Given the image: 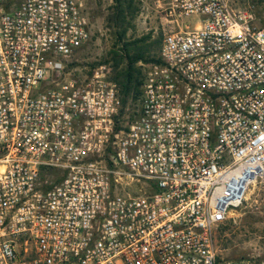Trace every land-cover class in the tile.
<instances>
[{"label":"built area","instance_id":"built-area-1","mask_svg":"<svg viewBox=\"0 0 264 264\" xmlns=\"http://www.w3.org/2000/svg\"><path fill=\"white\" fill-rule=\"evenodd\" d=\"M166 10L126 119L109 67L66 71L85 0L0 3V264H264L215 245L264 207V22L251 0Z\"/></svg>","mask_w":264,"mask_h":264},{"label":"rangeland","instance_id":"rangeland-1","mask_svg":"<svg viewBox=\"0 0 264 264\" xmlns=\"http://www.w3.org/2000/svg\"><path fill=\"white\" fill-rule=\"evenodd\" d=\"M22 0H0L6 9L16 7ZM168 0H134L137 10L128 23L126 39L139 38L149 35L147 42L151 44L155 53L157 40L162 39L163 29L167 24L166 15ZM93 22L92 33L89 41L80 49L73 61L69 63L66 71L73 78L80 81L88 78L92 71L99 65L109 67L112 78L111 55L109 50L115 41L114 25L108 21L113 0H85ZM254 6L255 23L264 22V0H251ZM191 24L194 19H187ZM160 45V44H159ZM159 51V49L157 50ZM141 71L148 67L142 63ZM126 108V119L135 111L136 101L129 98ZM216 249L222 257L227 259H240L249 256L264 257V207L259 196L250 195L246 206L235 213L227 221L215 238Z\"/></svg>","mask_w":264,"mask_h":264},{"label":"trees","instance_id":"trees-1","mask_svg":"<svg viewBox=\"0 0 264 264\" xmlns=\"http://www.w3.org/2000/svg\"><path fill=\"white\" fill-rule=\"evenodd\" d=\"M137 8L134 0H113L108 17L114 27L115 41L109 50L114 75L112 79L119 88V97L122 111L129 98L135 100L142 83L141 66L139 63H158L160 59L157 51L160 40H157L155 53H151L152 46L147 42L149 35H142L135 39H126V31L130 19L135 15Z\"/></svg>","mask_w":264,"mask_h":264}]
</instances>
